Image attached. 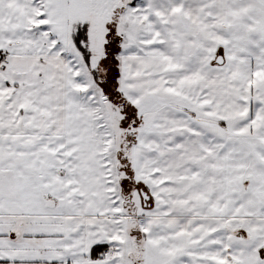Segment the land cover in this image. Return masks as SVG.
Wrapping results in <instances>:
<instances>
[{
	"label": "snow or ice",
	"instance_id": "snow-or-ice-1",
	"mask_svg": "<svg viewBox=\"0 0 264 264\" xmlns=\"http://www.w3.org/2000/svg\"><path fill=\"white\" fill-rule=\"evenodd\" d=\"M0 264H264V0H0Z\"/></svg>",
	"mask_w": 264,
	"mask_h": 264
}]
</instances>
